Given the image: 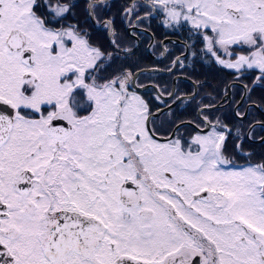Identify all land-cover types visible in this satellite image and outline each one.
<instances>
[{
    "label": "snow or ice",
    "instance_id": "snow-or-ice-1",
    "mask_svg": "<svg viewBox=\"0 0 264 264\" xmlns=\"http://www.w3.org/2000/svg\"><path fill=\"white\" fill-rule=\"evenodd\" d=\"M85 5V23L110 9ZM75 7L0 0V264H264V161L226 154L231 130L203 114L210 106L199 123L165 126L152 103L163 94L147 99L138 74L109 72L116 57ZM121 11L186 31L173 66L203 54L264 82V0H128Z\"/></svg>",
    "mask_w": 264,
    "mask_h": 264
},
{
    "label": "flooded vegetation",
    "instance_id": "flooded-vegetation-1",
    "mask_svg": "<svg viewBox=\"0 0 264 264\" xmlns=\"http://www.w3.org/2000/svg\"><path fill=\"white\" fill-rule=\"evenodd\" d=\"M76 2L77 7L73 9L76 18L91 31L93 40L105 52L116 57L108 69L109 72L127 69L128 47L133 50L137 44V54L142 52L143 48L150 50V57L153 58L151 64L154 65L143 60L138 65L135 59L134 73L139 71L138 83L147 86V90H141L145 98L152 99L163 94L161 101L152 100V103L164 112V116L159 119L165 121V126L169 119L199 123L200 109L210 106L212 110L203 114L210 115L214 120L218 117L231 130L227 139L226 154L239 164H243L248 158L245 154H251L250 158L254 162L264 161V103L259 99L261 97L264 100V82L254 84L255 73H247L242 79L237 78L235 70L226 69L203 54L189 53L183 68L173 66L172 60L180 56L182 51H186V45L191 43L186 31L166 27L161 23L162 18L159 16L145 19L141 23L135 17L124 15L121 7L126 6L128 0H108L109 10L101 13L97 9L98 23H85V0ZM113 17L114 29L106 32L99 26V22ZM112 42L118 48L114 49ZM148 67H163L167 70L172 68V71H147ZM165 88L175 92L182 98V102L173 104L168 100L167 94L163 93ZM237 145L242 147L238 150Z\"/></svg>",
    "mask_w": 264,
    "mask_h": 264
},
{
    "label": "rangeland",
    "instance_id": "rangeland-1",
    "mask_svg": "<svg viewBox=\"0 0 264 264\" xmlns=\"http://www.w3.org/2000/svg\"><path fill=\"white\" fill-rule=\"evenodd\" d=\"M128 48H127V69L129 71H131L132 73L135 72V59L137 60L138 65L140 64L141 60H143L144 62H147L148 61L150 65H154V64H151V62L153 61V58L150 57V56H152V55H150L151 52L149 53L150 50L149 51L148 50L146 51L143 48V51L142 52L140 51V53L137 54L136 53V49H138V45L137 44L135 45V47H134L133 50L131 48L130 49H128ZM133 53H134V55H132ZM152 68L159 69L158 70L159 72H164V73H168L169 72L167 69H165L163 67L162 68H160V67H148V69H152Z\"/></svg>",
    "mask_w": 264,
    "mask_h": 264
},
{
    "label": "water",
    "instance_id": "water-1",
    "mask_svg": "<svg viewBox=\"0 0 264 264\" xmlns=\"http://www.w3.org/2000/svg\"><path fill=\"white\" fill-rule=\"evenodd\" d=\"M112 45H113V42H112ZM159 69H157V68H152V69H147V71H158ZM139 73V71L136 73V74H138Z\"/></svg>",
    "mask_w": 264,
    "mask_h": 264
},
{
    "label": "trees",
    "instance_id": "trees-1",
    "mask_svg": "<svg viewBox=\"0 0 264 264\" xmlns=\"http://www.w3.org/2000/svg\"><path fill=\"white\" fill-rule=\"evenodd\" d=\"M259 99H260V100H262V101H263V103H264V100H263V99H261V97H259Z\"/></svg>",
    "mask_w": 264,
    "mask_h": 264
}]
</instances>
